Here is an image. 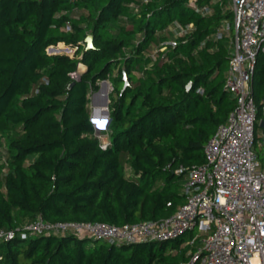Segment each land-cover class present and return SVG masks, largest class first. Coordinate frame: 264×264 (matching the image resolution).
<instances>
[{
  "label": "trees",
  "instance_id": "trees-1",
  "mask_svg": "<svg viewBox=\"0 0 264 264\" xmlns=\"http://www.w3.org/2000/svg\"><path fill=\"white\" fill-rule=\"evenodd\" d=\"M138 1L0 0V229L36 217L113 224L157 219L182 202L174 170L205 160V143L236 107L223 88L227 43L210 36L223 15L216 6L201 16L188 0ZM173 19L192 22L194 31L166 59L147 66L159 39L155 30ZM67 22L69 31L62 29ZM87 34L93 47H83ZM58 42L76 46V56L47 54ZM78 62L85 69L72 79ZM123 71L129 84L121 91ZM105 78L113 91L109 144L101 148L88 93ZM251 86L258 104L264 55ZM181 240L110 244L73 233L15 236L0 241V264H183Z\"/></svg>",
  "mask_w": 264,
  "mask_h": 264
},
{
  "label": "built area",
  "instance_id": "built-area-1",
  "mask_svg": "<svg viewBox=\"0 0 264 264\" xmlns=\"http://www.w3.org/2000/svg\"><path fill=\"white\" fill-rule=\"evenodd\" d=\"M148 1L139 0L138 5ZM130 5L137 11L136 2ZM187 5L201 16L210 15L217 6L223 15L210 36L227 43L223 88L236 99V107L205 143V160L179 165L174 170L182 181V202L168 216L123 224L36 217L15 228L0 229V241L15 236L25 239L85 233L93 239L120 244L173 241L189 233L184 245L190 249L183 264H264V158L260 160L253 149L256 142L264 146L262 134L260 140L255 133L256 122L264 118V93L256 104L251 86L257 58L264 55V0H209L203 4L188 0ZM62 29L71 30V24L67 22ZM194 29L192 22L177 19L156 29L159 39L146 55L148 66L158 58L166 59V51L185 42ZM79 75L77 69L69 72L72 79ZM103 83L106 95L113 91L108 78L101 79L100 86ZM108 144L104 142L100 147Z\"/></svg>",
  "mask_w": 264,
  "mask_h": 264
},
{
  "label": "rangeland",
  "instance_id": "rangeland-1",
  "mask_svg": "<svg viewBox=\"0 0 264 264\" xmlns=\"http://www.w3.org/2000/svg\"><path fill=\"white\" fill-rule=\"evenodd\" d=\"M88 35V34H87ZM86 42L84 40V44L83 47L86 48ZM77 50L76 46H72L71 44H66L64 42H58L56 44H52V45H48L45 48V51L47 54H64L67 55L69 57H74L75 52ZM78 54V53H76ZM78 57H80V55H77ZM149 65V63H147V66ZM112 70H114V66L111 67ZM85 69V66L83 63L78 62L77 64V70L79 73H81L83 70ZM139 74V72L137 73ZM101 80H97L96 84H97V88L95 90H92L88 93V107L90 109V120L92 122V125L94 127L95 130V134L98 136L99 138V142L100 144H103L104 142L109 141V137H108V133H109V129H108V124L110 121V116H109V107H108V103H109V94L111 93L110 91L108 92V94L106 95V105L103 107H98L97 106V101H100L97 97L96 94H98V92L100 91L99 89L102 88L100 86ZM106 91H107V86H106ZM96 92V93H95ZM260 100V98H259ZM105 102V98L103 100V103ZM260 116V113H258V117ZM255 133L256 136L258 137V139L261 140V128L259 127V123L258 121L255 124ZM253 149L255 150V152L258 155V158L260 160H262V158H264V146H260L257 142L254 144ZM181 184L182 181H178V191H180L181 188ZM196 231V230H195ZM195 233V232H194ZM81 235H83L84 237H88L90 239L93 240L92 237L86 235L85 233H82ZM191 236V234L186 233L182 236V242H180L179 247L181 248H185L186 252L189 251L190 246H185L184 245V241L189 239Z\"/></svg>",
  "mask_w": 264,
  "mask_h": 264
},
{
  "label": "water",
  "instance_id": "water-1",
  "mask_svg": "<svg viewBox=\"0 0 264 264\" xmlns=\"http://www.w3.org/2000/svg\"><path fill=\"white\" fill-rule=\"evenodd\" d=\"M86 42V48L93 47V36L91 34L86 35L85 37ZM129 84V78L128 75L123 71V84L121 87V91L125 89V87ZM191 85V82L187 84V88H189ZM259 127L261 128V134H262V142H264V118H262L259 122Z\"/></svg>",
  "mask_w": 264,
  "mask_h": 264
},
{
  "label": "bare ground",
  "instance_id": "bare-ground-1",
  "mask_svg": "<svg viewBox=\"0 0 264 264\" xmlns=\"http://www.w3.org/2000/svg\"><path fill=\"white\" fill-rule=\"evenodd\" d=\"M101 87L102 88L99 89L100 91L98 92V94H96L98 99L100 100V101H97V106L98 107L105 106L106 105V100H107V98H106V92H107L106 91V83H103L101 85ZM104 98H105V102L103 103Z\"/></svg>",
  "mask_w": 264,
  "mask_h": 264
},
{
  "label": "crops",
  "instance_id": "crops-1",
  "mask_svg": "<svg viewBox=\"0 0 264 264\" xmlns=\"http://www.w3.org/2000/svg\"><path fill=\"white\" fill-rule=\"evenodd\" d=\"M180 203H181V202H180ZM180 203H179V204H180ZM186 253H187V252H186Z\"/></svg>",
  "mask_w": 264,
  "mask_h": 264
}]
</instances>
